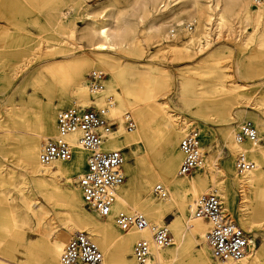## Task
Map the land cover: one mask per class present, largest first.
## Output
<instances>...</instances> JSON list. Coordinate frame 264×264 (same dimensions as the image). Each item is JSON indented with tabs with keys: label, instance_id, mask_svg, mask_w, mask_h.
I'll list each match as a JSON object with an SVG mask.
<instances>
[{
	"label": "rangeland",
	"instance_id": "rangeland-1",
	"mask_svg": "<svg viewBox=\"0 0 264 264\" xmlns=\"http://www.w3.org/2000/svg\"><path fill=\"white\" fill-rule=\"evenodd\" d=\"M135 1L80 0L77 3L76 0H0V117L2 118L0 124L3 126L0 130V136L10 135L14 138L5 145L0 143V165L4 169H6L8 163L15 165V167L22 164L18 152L22 145L19 139L31 140L34 137L36 130L39 128L38 120L44 106L51 107L55 114L75 105L101 108L107 104L108 99H111L113 105L119 106L116 94L120 95L123 91L130 89L140 90L150 87L159 95L158 104L167 103L168 110L176 115L174 119L175 121L177 119V121L171 123V125L177 131L180 130L178 147L181 137L187 131L198 128L202 138L205 165L213 166L214 162L215 167L219 166L226 169L229 165L230 169L235 168L237 172L236 160L238 153L242 149H247L249 152L252 147L248 145L236 146L234 150L233 146L231 147V143L235 142L234 136L239 125L242 122L250 121L264 134V129L259 124L261 123L260 119L263 118L258 117L259 114H264V41L260 47L258 46L264 37V18L258 24L254 20L245 24L242 18L238 20L237 16L232 15L229 17L232 20V28L230 30L223 28L218 33L216 20L209 23L205 17H199L196 14L193 15L192 19L185 18L180 25H177L176 19L183 7L184 0H171L167 9L161 8L162 5L153 6L150 8V16L140 29H144L156 16L165 18L170 11L171 14L175 13L174 18L170 20V24H176L177 26L172 27L168 34L171 36V32H175V37L171 36L168 41H162V43L153 41L146 43L142 40L139 45L140 49L128 51L126 54L125 52H120L119 55L111 54V64L117 67V70H120L119 82L112 87L114 91L109 90L111 79L108 73H105L104 91L102 93L94 95L90 92L84 103L80 102L79 98L73 97L70 102L62 104L60 91L55 89L54 81L51 80V76L48 74V67L52 63L65 61L64 56L66 54L62 53L63 50L74 54L75 60L79 58L91 59L93 51L84 45L80 48L78 41L74 42L75 40L71 41L68 38L67 31L55 27L54 16L62 13L68 14L67 18L74 23L77 30H81L89 23L87 17H91L92 20L94 18L99 20L104 16L102 21H108V16L119 12L124 13L125 20L137 23L138 16L134 10ZM250 5L252 12L255 13L258 6L254 5V0H251ZM176 8L177 10H175ZM189 27L192 28V32L189 31ZM189 41H193L194 57L183 59L186 57L185 55L167 52L169 50L167 46H182ZM200 49L202 50L200 51ZM102 69L101 66L95 67V64L89 67L84 76L87 83L89 84L88 79L92 71H102ZM162 69L163 73L160 75L159 71ZM154 79H159L164 84L162 86L158 85L154 82ZM71 91V87L64 89V93L67 95ZM134 104L136 103L134 102ZM7 109L22 114V119L19 118L15 125L11 124L7 121ZM122 111L124 115L131 112L123 108ZM131 114L136 125H138L136 113ZM110 116L116 120V126L111 131L119 132L121 128H119L117 119L112 116V113ZM257 121L260 122L257 123ZM164 122L167 123L166 116L160 115L150 134L147 137L144 136L142 143L134 146L132 151H123L126 160L125 165L130 166L131 170V172H128L124 167L126 180L123 190L131 188L132 180L136 174L140 175L146 171L147 179L150 178V166L153 164L155 168L159 169L166 158L167 152L175 150V148L169 147L165 138L160 137L158 128ZM6 126L10 128L11 132L5 130L8 129ZM124 129L128 134L136 133V129L131 132L132 130L127 128L126 121ZM227 131H234L232 137L227 138ZM49 136L48 139L55 136L51 124ZM48 139L43 140L41 144ZM257 149H264V147L258 146ZM249 157L252 158L251 155ZM72 161L77 162L78 158ZM252 161L256 162L255 160ZM181 164L182 161L178 167V172ZM256 164L258 163L256 162ZM208 166L205 170H196L187 176H178L177 179H182L186 184H189L193 179L207 172ZM4 169L3 175H6L7 172ZM213 169L214 181L209 180L206 186L201 188L196 195L189 191L176 192L174 187L164 184L170 197L167 201H159L153 195V189L156 185L163 183L160 181L153 182L146 195L149 197L148 193H150L157 206H166L168 203H173L171 209L165 213L164 218L158 222L141 209H135L132 203H129V209L139 210L151 222L166 225L170 228L175 238V245L162 249L166 252L167 259L171 257L170 252L174 250L176 243L181 240L188 241V235H183L181 238L179 234L186 229L187 218L190 213L189 205L195 204L199 198L214 190H217L222 196L224 185L230 187V181L225 184L222 183V173L215 168ZM80 174L82 173L74 174L72 176L73 182L69 184L65 178H61L60 185L76 190ZM237 174L241 176L238 172ZM11 175L14 176L13 178L16 181L20 179L17 173ZM15 186L19 187L18 189L11 188V196L21 203L18 193L20 185L17 183ZM230 188L235 200L234 203H226L228 211L225 212L251 236L254 241L253 248L259 256L257 264H264V231L258 227L264 224V206L262 213L259 215L258 211L262 209L255 201L256 196H254L259 192L257 190L251 191V204L249 203V207L243 212L241 209L244 208L241 207L239 193H236V188ZM9 189L10 185L0 186V200L5 198L2 192ZM262 196L261 199H264L263 193ZM39 205L49 212L48 216L42 221L44 236L57 231L65 233L64 223L69 218H74V216L86 217L96 224L99 223L98 225H102L107 221L100 219L85 205L72 211L68 199L64 197L56 198V202L53 204H50L45 198L39 197V202L34 208H39ZM121 210L114 211V214ZM245 213L246 215H243ZM37 222V219L31 217L32 228L26 231L14 229L11 226L10 234L13 237L8 238L5 247L6 253L16 264H31V260H37L40 257L44 237L43 234L35 231ZM249 222L252 225V230L247 229ZM108 223L112 225L116 234L120 236L128 234V232L116 228L113 219ZM176 224L180 227H175ZM205 227L208 228L207 224ZM72 234L73 232H68L67 236L71 237ZM17 235H24V238ZM138 240L132 244V251L126 254V260H121L119 257L113 259L111 256L107 258L99 247L105 256L106 264H123L124 261V264H135L132 255L134 244ZM92 241L95 242L94 239ZM190 244L191 247L186 250L177 264H189L190 262L191 264H199V254L202 247L208 251L212 264H219L212 257L206 238L198 236L196 241L191 238ZM250 254L253 253L249 252L248 255ZM166 264L170 263L167 262Z\"/></svg>",
	"mask_w": 264,
	"mask_h": 264
},
{
	"label": "bare ground",
	"instance_id": "bare-ground-1",
	"mask_svg": "<svg viewBox=\"0 0 264 264\" xmlns=\"http://www.w3.org/2000/svg\"><path fill=\"white\" fill-rule=\"evenodd\" d=\"M76 1L77 3L80 2V0ZM170 1L171 0H136L134 3V10L138 16L137 23L125 20L124 13L119 12L118 14L114 13L108 16V21H102L104 16L99 18V20L95 18L92 20L91 17H87L89 23H87L84 28L81 27V30H77L74 27V23L67 18L68 14L62 13L55 15V27L67 31L68 38L71 41L75 40L74 42L78 41V46L80 48L84 45L93 51L91 59L79 58L75 60L74 54L63 50L62 53L66 54L64 56L65 61L61 63H52L48 67V74L51 76V80L54 81L53 85L55 89L60 91L59 94L62 104L70 102V99L73 97L79 98V101L84 103V100L88 98L90 92L94 95L103 92L91 91L88 87L86 78L84 77L88 68L94 64L95 67L101 66L104 73H108L111 79L109 90L111 92L114 91L112 87L119 82L120 70H117V67H114L111 64V54L119 55L120 52H125L126 54L128 51L140 49L139 45L142 40L146 43L151 41L155 43L168 41L172 36V32L170 36L168 31L172 30V27L180 25L185 18L192 19L193 15L196 14L199 17H205L206 21L209 23L212 22V20H216L217 28L219 29L218 33L221 32L223 28L228 30L232 28V20L229 19L232 15L237 16L238 20L242 18L245 24H248L251 20H254L256 24H258L264 18V4L258 6V9L253 13L250 5L251 0H184L183 7L180 9L178 18L176 19L177 25L170 24V20L174 18L175 13L171 14L169 11L165 18L156 16L148 25H146V27H144V29H140L150 16L151 7L162 5L161 8L167 9L170 5ZM175 10H177V8ZM263 41L264 37L259 42V47L263 44ZM204 47L206 46L204 45ZM167 48L169 49L167 52L172 54L178 53L185 55L186 57L183 59H190L195 55L193 41L186 42L182 46L169 45ZM201 50L202 49H200V51ZM162 73L163 69L159 71L160 75ZM154 82L161 86L164 84V82H161L159 79H154ZM69 87L72 88V91L67 95L64 93V89ZM115 96L119 101V106L112 105L110 108V114L112 113V116L117 119L121 130L119 132H106V150L132 151L134 146L143 142V138H145L144 136L147 137L150 134L151 130L157 123V120L160 118V115L166 116L167 118V123L164 122L162 126L158 128L160 137L165 138V141L168 142L170 148H175V150H169L167 152L166 158L159 169L155 168L153 164L150 166V178L147 179L146 171H144L140 175L136 174V176H134L130 189L123 190V186L120 188L117 202L113 208L115 212L121 209L132 210V208L129 209V203H132L135 209H141L150 217L155 218L158 222L164 218L165 213L171 209L173 203H168L166 206H157L154 202L153 196L150 193H148L150 195L149 197L146 195L148 188L153 182L160 181L163 185L172 186L176 192L179 193H182V191H189L196 195L201 188L206 186L209 180L214 181L213 168H215L222 173V183L225 184L227 181H230V187H233V189L236 188V193H239L240 195L241 207L244 208L241 209V211L245 212L247 210L249 203L251 204V191L257 190L259 194L254 195L256 196L255 201H257V204L262 209L258 211L259 215L262 213L264 206V199H261L263 197L262 193L264 195V149H257L253 146L251 147L252 149L250 148L249 155H251V159L255 160L258 164L256 170L248 175L239 176L235 168L230 169L229 165H227V169L219 166L215 167L216 165H214L213 162V166H208L206 164L203 167L205 170L208 166L207 172H204L202 176H198L189 184H186L184 180L177 179L178 176L180 177L178 167L183 159L180 146L178 147L180 130L177 131L175 127L171 125V123L176 122L177 119L175 121L174 117L176 115L168 110L167 103L158 104L159 95L150 87L140 90L130 89L128 91H123L120 95L116 94ZM132 100L136 104H134V102L132 103ZM121 107L127 111H131L129 113H136L138 124L134 128V130L136 129V133L128 134L126 129H124L125 115ZM263 115L259 114L258 116L259 118L260 116L263 118L260 119L261 123H259L260 121H257L262 129H264ZM56 117L57 114L52 111L51 107L44 106L40 112L38 120L39 128L36 130L34 137L31 140L19 139L22 145L18 152L20 153L22 164L19 167H15V165L8 163L6 169L0 165V186L4 187L10 185L9 190L2 192L5 197L4 200H0V264H16L6 253L5 242L9 237H13V235L10 234L11 226H13L14 229H22L24 231L30 230L32 228L31 217L38 221L35 231L43 234L42 236L44 237L42 253L37 260H31V264H59L61 254L70 238L67 236V233H74L76 231L87 232L90 238L94 239L95 243L102 249L107 258L111 256L113 259L119 257L121 260H126V254L128 252L131 253L132 251V244L137 239L149 237V234L147 231L132 232L134 230H131L127 235L120 236L116 234L112 225L108 223V221L112 220V217L107 219L106 223L98 225L99 223L96 224L88 220L86 217L74 216V218H69V220L64 223L63 229L66 231L65 233H59V231H57L44 236L45 233L42 231V221L48 216L49 212L46 208H42L40 205L39 208H34L39 202V197L45 198L50 204L55 203L56 198L64 197L65 199H68L72 211L85 205L79 187H77L76 190L65 188L62 187L59 182L61 178H65L68 184L72 183V176L74 174L82 173L84 159L86 157L85 152L79 151L77 153V162L71 161L69 163L56 164L55 166L48 168L43 167L39 162L42 145L41 142L48 139L50 124L53 126V130L56 134ZM19 118L22 119V114H17L13 112L12 109H7L8 122L15 125ZM1 119L2 118L0 117V120ZM2 127V124H0V130ZM9 129L10 128L8 127V129L5 130L11 132ZM233 132L234 131H227V138L230 136L232 137ZM11 139L14 138L10 135H1L0 143L5 145ZM72 139L75 141L76 136H73ZM234 143H231L232 145L230 144L231 147L233 146V150L236 146L240 147ZM8 153L10 154L11 152ZM125 168L128 172H131L130 166L127 164L125 165ZM3 169L7 172L6 175H3ZM16 173L20 177L17 181L13 178L14 176L11 175ZM17 183L20 185L18 193L21 198V203L17 202V199L11 196V188L18 189L19 187L15 186ZM230 187L224 185L223 194L221 196L225 211H228L226 203H234L235 200L234 194L230 192ZM194 206V204L189 205L190 213L187 218L186 229L182 230L179 234L181 238L183 235H188V241L181 240L179 243H176V247L170 252L171 257L168 259L165 256V251L162 249H156L153 252L154 261L152 264H166L167 262L170 264H177L185 254L186 250L191 247V238L195 241L198 236L206 238L208 228H206L205 225L207 223L203 220L193 219L192 215ZM243 215H246V213ZM175 227L179 228L180 226L176 224ZM258 227L264 231V224H261ZM247 229L252 230L250 222ZM17 236H22L24 238V235ZM251 243L250 252L253 253L252 255H248L239 263L229 264H257L259 256L253 248L254 241L252 240ZM199 261V264H212L206 248H201ZM189 264H191V262Z\"/></svg>",
	"mask_w": 264,
	"mask_h": 264
},
{
	"label": "built area",
	"instance_id": "built-area-1",
	"mask_svg": "<svg viewBox=\"0 0 264 264\" xmlns=\"http://www.w3.org/2000/svg\"><path fill=\"white\" fill-rule=\"evenodd\" d=\"M262 4L264 0H254L255 6ZM189 31L192 32L191 27ZM172 36H175V32H172ZM105 76L100 70L92 71L88 79L89 89L93 92L104 91ZM112 105L111 99H108L101 108L75 105L60 110L56 118V134L42 144L39 162L45 168L53 167L71 162L79 151L85 152V166L78 180L85 206L100 219L112 217L120 231H147L149 237L141 238L134 244L132 256L135 264H152L153 252L173 246L175 238L168 226L151 222L143 212L127 209L114 214L120 188L126 180V160L123 151L105 149V134L116 126V120L110 116ZM125 121L128 129L136 127L131 113L125 114ZM73 136H76L75 141ZM234 140L242 147H264V134L250 121L239 125ZM179 146L183 155L180 176L203 169L205 154L198 128L187 131L181 137ZM256 168L257 164L250 159L248 150H240L236 160L237 172L245 176ZM153 195L159 201H167L170 197L163 184L154 187ZM194 205L193 219L203 220L208 225L206 243L213 259L219 264L243 261L251 249V236L227 216L218 191L202 196ZM59 264H106V261L88 233L76 231L66 243Z\"/></svg>",
	"mask_w": 264,
	"mask_h": 264
}]
</instances>
